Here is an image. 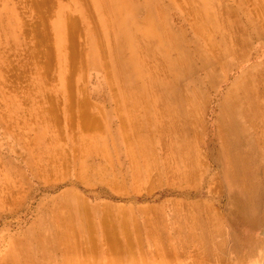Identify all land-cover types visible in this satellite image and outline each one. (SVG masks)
<instances>
[{
	"label": "rangeland",
	"instance_id": "1",
	"mask_svg": "<svg viewBox=\"0 0 264 264\" xmlns=\"http://www.w3.org/2000/svg\"><path fill=\"white\" fill-rule=\"evenodd\" d=\"M94 1L0 0V264H264V0H157L152 7L157 30L175 34L190 66L174 79L147 35L142 65L178 96L197 89L181 117L159 98L149 102L150 93L134 94L128 78L112 75L110 84L114 28ZM135 4L142 19L147 5ZM59 14L76 25L63 46ZM200 25L216 29L211 65ZM246 73L258 77L256 120L221 104ZM106 224L121 241L112 247L122 256L116 260L108 247L116 234L108 242Z\"/></svg>",
	"mask_w": 264,
	"mask_h": 264
},
{
	"label": "bare ground",
	"instance_id": "2",
	"mask_svg": "<svg viewBox=\"0 0 264 264\" xmlns=\"http://www.w3.org/2000/svg\"><path fill=\"white\" fill-rule=\"evenodd\" d=\"M16 1V0H15ZM29 1V0H28ZM32 1V0H31ZM91 2V1H90ZM135 2H136V0H96V1H94V4H95V7L101 12H103V13H107L109 16H110V19H111V24L113 25L112 27L114 28L113 29V35H114V37H115V49L113 48V50H114V55L111 57V60H112V62L113 63H115V65L114 66H112V70H111V73H110V70H107V69H109V68H107L106 69V67H108L109 66V64L107 65V62H106V67H105V65H104V67H105V71H106V75H108L109 76V78H108V76H107V78L108 79H110V80H108L109 82H110V84L111 85H113V82H112V80H111V76L112 75H115V76H117L118 78H121V79H123V78H128L129 79V83H130V86H131V83H132V81L134 82V83H136L134 86H132V88H135L134 89V91H133V93L134 94H136V95H138V96H140V97H145L146 96V93H150L151 95H152V98H150V99H148L149 100V102L150 101H152V100H154V97H155V100H157L158 101V99L157 98H159V100H161L162 101V104L165 106V107H168L171 111H173L174 109L175 110H177L176 111V113H177V116H180L181 117V114L183 113V111H184V109H183V107H184V105H182V104H185V101H186V103L189 101L190 102V108H192L193 109V107H194V102L192 101V96H193V94H195L196 93V91H197V89H195V88H192L190 91H189V94L188 95H186L185 97H183V95H181V93H180V96H178L179 95V93L178 94H176L175 92H173V90H172V88L169 86V84L167 83V82H165V81H161V80H159L156 76H155V72H152V73H154V74H152L153 76H147V71H145V67H144V65H142V61H141V57H142V51H143V49L144 50H146V51H148L149 52V50L148 49H150L149 47H146L144 44H143V40L142 39H145L144 38V36L145 35H147V36H151L152 38H154V40H155V42H154V47H157V49L158 50H160L162 53H163V55H164V59H165V63H166V65H167V68H168V70L170 71V72H172L173 73V78L174 79H177V78H179V76H180V73L183 71V70H185L187 67H189L190 66V59H189V55H188V52H186L185 51V49L183 48V46H182V44L180 43V42H178V40L175 38V34L173 35L170 31V33L167 31V30H163V29H161L160 31H158L157 30V22H156V20H155V17L153 16V11H152V7L155 5V4H157V0H143V3H145L146 5H147V9H148V11H147V15L145 16V17H143L142 19H140V18H138L137 16H136V7H137V4H135ZM45 3V2H44ZM69 3V2H68ZM72 5V4H71ZM90 5H92V4H90ZM73 7V6H72ZM30 8H32V6L30 7ZM93 8V7H92ZM61 11H63L62 9H61ZM205 12H207V9H205L204 10ZM25 12V11H24ZM66 12V11H65ZM28 13V12H27ZM68 13V12H67ZM53 14V13H52ZM203 14L204 15H207V14H205L204 12H203ZM44 15V14H43ZM61 15H62V13H61ZM60 14H59V17H58V19L56 20V22H55V24H54V27H55V31H56V33H57V43L60 45V46H63V44H64V34H65V32H66V29L67 28H70V29H73V31L75 30L74 29V27L76 26L75 25V21H69V23H67L68 22V20H67V22H65V20L64 19H62L60 16H61ZM106 15V14H105ZM66 16H67V14H66ZM70 16V15H69ZM68 17V16H67ZM66 17V18H67ZM70 18V17H69ZM49 19V18H48ZM68 19V18H67ZM72 19V18H71ZM106 19H108V18H106ZM102 20V22L105 24V25H107V27H108V25H109V23H108V21H109V19L108 20ZM73 20H75V17H74V19ZM92 21H94V20H90V22H92ZM96 21V20H95ZM97 22V21H96ZM66 23V24H65ZM98 23V22H97ZM95 24V23H94ZM158 24H159V26H160V23L158 22ZM99 25V24H98ZM98 25H96V26H98ZM68 26V27H67ZM93 26V25H92ZM95 26V27H96ZM27 27V26H26ZM77 28V27H76ZM99 29V28H98ZM108 29H109V27H108ZM68 30V29H67ZM77 30H78V28H77ZM215 27H211V28H207V29H205L203 26H198V27H195V31H196V33H198L201 37H202V39H203V41L205 42V44H204V47L202 48L201 46H200V50H201V52H202V54H203V57L205 56V58H204V63H206L207 65H211V58L213 57L212 55H211V53H210V51H212L213 49H214V47H216L218 44H217V42L214 40V34H215ZM139 31H142V33L140 34L139 33ZM99 32V31H98ZM100 32H101V30H100ZM28 33V32H27ZM96 33V32H95ZM144 33V34H143ZM67 34H68V32H67ZM73 34H75V33H73ZM77 34V33H76ZM75 34V35H76ZM72 35V34H71ZM69 36H70V34H69ZM77 36V35H76ZM102 36V35H101ZM112 36V35H111ZM173 36H174V38H173ZM71 37V36H70ZM99 37H100V35H99ZM103 37V36H102ZM101 37V38H102ZM69 38V37H68ZM68 38L66 37V39L68 40ZM96 38H97V36H96ZM72 39V38H71ZM98 39V38H97ZM70 40V39H69ZM74 40V39H73ZM141 40V41H140ZM71 41V40H70ZM99 41L101 42V39L99 40L98 39V47H99V51H100V46H101V44H99ZM40 42V41H39ZM72 42V41H71ZM41 43V42H40ZM75 43V42H74ZM74 43H73V45H74ZM72 44V43H71ZM85 44V43H84ZM90 44H94V43H90ZM40 45V44H39ZM39 45H37V46H39ZM66 45H68V44H66ZM100 45V46H99ZM113 45V44H112ZM152 45V44H151ZM104 46V45H103ZM103 46H101V47H103ZM67 48H68V46H67ZM77 48V47H76ZM75 48V49H76ZM217 48V47H216ZM215 48V50H218V49H216ZM50 49H51V47H50ZM79 49V48H78ZM103 49H105V48H103ZM171 49H174L175 51H176V53H177V56L175 57V58H172V57H170L169 56V54H168V52H169V50H171ZM68 50H70V49H68ZM215 50H214V52H215ZM71 51H72V49H71ZM101 51H102V48H101ZM100 51V52H101ZM139 51H140V54H139ZM224 51H228L230 54L231 53H234V50H232L231 48H229L228 46H225V50ZM46 52V51H45ZM52 52H54V50L52 51ZM62 52H63V49H62ZM93 52H95V48H93ZM107 52V51H106ZM213 52V53H214ZM71 53H73V52H71ZM76 53V52H75ZM74 53V54H75ZM81 53V52H80ZM218 53V52H217ZM217 53L216 54H214L215 56L217 55ZM48 55H49V53H47ZM69 54V53H68ZM220 54V53H219ZM38 55V54H37ZM51 55V54H50ZM62 55V54H61ZM75 55H77V53L75 54ZM75 55H74V57H73V55H72V59H75ZM81 55V54H80ZM100 55H102V52L100 53ZM104 55V54H103ZM103 55H102V58H103ZM107 55V54H106ZM69 56H71V55H69ZM69 56H67V59L68 60H70L71 58L69 57ZM78 56V55H77ZM62 57L63 56H61V62H62ZM91 57L95 60V57H93V54L91 53ZM106 57V56H105ZM52 58V57H51ZM78 58V57H77ZM76 58V59H77ZM85 58V57H84ZM48 59H50L49 57H48ZM106 59V58H105ZM213 59L214 60H217L218 59V57L217 58H214L213 57ZM222 59L223 58H221V59H219V63H221L222 62ZM9 60V59H8ZM78 60V59H77ZM103 60V59H102ZM142 60H143V58H142ZM52 61V60H51ZM70 61H72V60H70ZM69 61V62H70ZM74 61H76V60H74ZM86 61V60H85ZM92 61V60H91ZM105 61V60H104ZM10 62V61H9ZM69 62H68V66H69ZM73 62V61H72ZM103 62V61H102ZM141 62V63H140ZM78 64V63H77ZM84 64V63H83ZM105 64V63H104ZM162 64H163V62H162ZM62 65V64H61ZM76 65V64H75ZM62 67V66H61ZM70 67V66H69ZM72 67V66H71ZM52 70V69H51ZM70 71V70H69ZM69 71H68V73H69ZM179 71V72H178ZM48 72V71H47ZM53 72V71H52ZM51 72V73H52ZM74 72H76V71H73V73ZM68 73H66V74H62V76H63V81H66L68 78H69V75H68ZM72 73V71H71V73H69L70 74V76H71V74H73ZM179 73V74H178ZM52 75V74H51ZM54 75V74H53ZM74 75V74H73ZM143 76H145V78H147V82H145V83H143L142 82V78H143ZM133 77H134V79H133ZM137 79L139 80V81H137ZM255 79H256V81H258V77L255 75V74H252V73H246V74H244V76H242L241 78H240V80L239 81H237L234 85H233V87L229 90V92H228V94H227V96H226V98H225V100H224V103H223V101H222V105L224 106V109H225V111H227V112H240V113H242V115H243V117H244V120H251V119H254V120H256L258 117H259V115L257 114V112H258V110L259 109H257V108H261L260 106H261V103H260V100L255 96V89H256V81H255ZM69 81H71V80H69L68 79V82ZM146 81V80H145ZM67 82V83H68ZM137 82H142V84H138ZM46 83V82H45ZM71 83V82H70ZM56 84V83H55ZM139 85V86H138ZM38 86V85H37ZM66 86H68V84H66ZM69 87V86H68ZM68 87H67V89H68ZM153 87V89L152 90H154L153 91V94H152V90H151V88ZM151 91V92H150ZM157 92H159V94H157ZM70 93V92H69ZM68 93V94H69ZM154 96V97H153ZM158 96V97H157ZM116 97H118V95H116L115 96V98ZM178 100V101H177ZM54 102V101H53ZM84 102H86V101H84ZM119 102V101H118ZM50 103V102H49ZM42 105V104H41ZM160 104H158V106H159ZM182 105V106H181ZM43 106V105H42ZM177 106V108H175ZM119 107V106H118ZM126 107H127V105H126ZM171 107H174V108H171ZM51 108V107H50ZM46 110V109H45ZM44 110V111H45ZM119 110V109H118ZM54 111V110H53ZM130 110H128L127 112H129ZM256 111V112H255ZM120 112V111H119ZM51 113H52V111H51ZM120 114V113H119ZM86 114H84V119L87 117V116H85ZM121 115V114H120ZM119 115V117H121ZM130 115V114H129ZM47 116V115H46ZM50 116V115H49ZM50 117H52V115L50 116ZM130 118V117H129ZM132 118V117H131ZM42 119V118H41ZM51 120V119H50ZM85 120H87V119H85ZM88 121L89 120H87V122H85V123H87L88 125H89V123H88ZM121 121V120H120ZM125 121V120H124ZM129 121H130V119H129ZM90 122V121H89ZM47 123H49V122H47ZM123 123H125V122H123ZM133 123V122H132ZM92 124H93V121H92ZM92 124H90V125H92ZM136 123H133L132 125H131V127L132 126H134ZM126 125V124H125ZM42 126H43V124H42ZM48 127V126H47ZM127 127V126H126ZM124 128V127H123ZM133 128V127H132ZM135 128V127H134ZM133 128V129H134ZM122 130V129H121ZM127 130V129H126ZM135 131H136V129H135ZM123 133H125V131L124 132H122V134ZM129 134V133H128ZM133 134H134V136H135V132H133ZM96 136V135H95ZM93 137V136H92ZM125 137V136H124ZM130 137V136H129ZM56 138V137H55ZM88 138H90V137H88ZM136 138V137H135ZM127 139V138H126ZM94 140V139H93ZM92 141V140H91ZM92 143V142H91ZM138 143V142H137ZM88 145H89V143H88ZM87 145V146H88ZM90 147V146H89ZM78 207H80V206H78ZM88 213V212H87ZM58 214V213H57ZM86 214V213H85ZM105 214V213H104ZM58 216V215H57ZM59 216H60V214H59ZM58 216V217H59ZM105 216H106V214H105ZM55 217V216H54ZM89 217V216H88ZM103 217V216H102ZM102 217H101V219H102ZM125 217V216H124ZM124 217H122V218H124ZM89 218H91V217H89ZM106 218V217H105ZM119 218V217H118ZM70 219V218H69ZM86 220V219H85ZM89 220V219H88ZM87 220V221H88ZM108 220H110V222H107ZM122 220V219H121ZM104 221H106L107 223H111L112 222V220L109 218V219H106V220H104ZM123 222H124V220H122ZM126 221V220H125ZM89 222H90V220H89ZM123 222H121V224L123 223ZM127 222H128V219H127ZM212 223V222H211ZM92 224V223H91ZM102 224V223H101ZM115 224V223H114ZM86 225H87V223H86ZM108 224H106V225H104V229L103 230H105V232H107L106 233V235L108 236V238L106 237V239L108 240V242H110L109 240L110 239H112V237H113V232H114V230L116 229V224L115 225H113V223H112V225L113 226H115V229L114 230H112L113 229V226L112 225H109V226H107ZM128 225V224H127ZM126 225V226H127ZM91 226H94V225H91ZM103 226V225H102ZM105 226H107L106 228H108V227H110V226H112L111 228V231H113L112 233H111V231H109L108 232V230L106 231V229H105ZM123 226H125V225H122L121 226V228L123 227ZM212 226H214L213 225V223L211 224V228H212ZM75 227V226H74ZM128 227V226H127ZM90 228H92V230L91 231H93L94 229H93V227H90ZM124 228V227H123ZM125 229V228H124ZM75 230V229H74ZM212 231H213V229H211ZM215 230V229H214ZM76 231V230H75ZM88 231H89V228H88ZM123 231V230H122ZM125 231H127V230H125ZM104 232V233H105ZM124 232V231H123ZM127 232H129L130 233V231L128 230ZM93 233H94V231H93ZM115 234V237L113 238V239H117L118 240V238H116V236H117V234H118V232L117 231H115L114 232ZM136 233H137V230H136ZM213 233V232H212ZM76 234H77V232H76ZM91 233H89V235H90ZM125 234H126V232H125ZM128 234V233H127ZM132 235V234H131ZM131 235H126V236H130V237H132ZM159 235V234H158ZM94 236V235H93ZM93 236H91L90 235V237H93ZM137 237H139V239L138 240H140V236H136V238ZM76 238H78V236L76 235ZM94 238V240L96 241V238L95 237H93ZM133 238V237H132ZM92 239V238H91ZM125 239H128V237L127 238H125ZM159 239H160V236H159ZM85 240V239H84ZM90 240V239H89ZM104 240V239H103ZM116 240V243L117 244H115V245H113L112 243L113 242H115V241H113V240H111V245H108L109 243L107 242L106 243V245H108V247H110V249L109 250H114V248H112V247H119V246H121V245H118L119 243L121 244V241H117ZM137 240V241H138ZM92 241V240H91ZM113 241V242H112ZM128 242H131L132 243V239H131V241H129V239L127 240ZM126 241V242H127ZM68 242V241H67ZM77 242H78V239H77ZM93 242V241H92ZM91 242V243H92ZM119 242V243H118ZM127 242V243H128ZM83 243V242H82ZM94 243V242H93ZM96 243V242H95ZM95 243H94V246L93 247H95L96 249H97V247H96V245H95ZM164 243V242H163ZM162 243V244H163ZM73 244V243H72ZM86 245V244H85ZM118 245V246H117ZM128 245V244H127ZM139 245V244H138ZM129 246V245H128ZM132 245H130V247H131ZM86 247V246H85ZM91 247V246H90ZM134 247V246H133ZM165 247V246H164ZM70 248V247H69ZM94 248V250L92 249V247H91V249L93 250V253H94V251L96 250ZM112 248V249H111ZM140 248V247H139ZM88 249V248H87ZM120 249V251H121V248H119ZM119 249H118V251H119ZM133 249V248H132ZM131 249V250H132ZM165 249V248H164ZM82 250H83V252H84V249L82 248ZM111 251V254H112V256H114V255H116L115 256V258H113V259H115L116 260V258H117V256H118V259H119V257L121 256L120 254V256L118 255V254H114L113 255V252H115V250L114 251ZM130 250V249H129ZM130 250V251H131ZM86 251H88V250H86ZM119 251V252H120ZM129 251V252H130ZM133 251V250H132ZM16 252V251H15ZM92 252V251H91ZM95 252H97V251H95ZM119 252H117V253H119ZM108 253V252H107ZM133 253V252H132ZM69 254V253H68ZM88 254V253H87ZM94 254H97V253H94ZM130 254H131V252H130ZM156 254V253H155ZM133 255V254H132ZM89 256V255H88ZM87 256V257H88ZM94 256V255H93ZM109 256V255H108ZM134 256V255H133ZM122 257V256H121ZM93 258V257H92ZM134 258V257H133ZM94 259H96V257L94 258ZM134 259H136V258H134ZM133 259V260H134ZM137 260V259H136ZM85 261V260H84ZM89 261V260H88ZM116 261H118L117 263L119 264L120 263V260H116ZM115 261V262H116ZM65 262V261H64ZM107 262H109L108 264H111L110 263V261L108 260ZM134 263H136V261H134ZM138 263V262H137ZM91 264V263H90ZM116 264V263H115ZM122 264V263H121ZM143 264H144V262H143Z\"/></svg>",
	"mask_w": 264,
	"mask_h": 264
}]
</instances>
